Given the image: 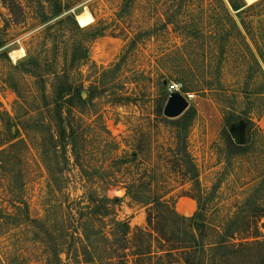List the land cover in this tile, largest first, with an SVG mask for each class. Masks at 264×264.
Returning <instances> with one entry per match:
<instances>
[{"label":"rangeland","instance_id":"1","mask_svg":"<svg viewBox=\"0 0 264 264\" xmlns=\"http://www.w3.org/2000/svg\"><path fill=\"white\" fill-rule=\"evenodd\" d=\"M163 79L192 95L183 141ZM0 158V264H77L95 232L97 264H180L193 227L170 208L206 250L262 240L264 0H0ZM103 196L120 202L88 215Z\"/></svg>","mask_w":264,"mask_h":264},{"label":"trees","instance_id":"2","mask_svg":"<svg viewBox=\"0 0 264 264\" xmlns=\"http://www.w3.org/2000/svg\"><path fill=\"white\" fill-rule=\"evenodd\" d=\"M238 10V9H236ZM65 10V8L57 6L55 10L53 11L54 16H59L62 14ZM65 21H72L74 23V26L77 29H80L75 20L73 15H68L64 19ZM81 53L78 54L77 58L80 62H86L88 61V49L86 45H82L80 47ZM167 80L163 79L161 82V89H162V98L160 100L159 104V114L161 115V111L168 99L169 92L166 90L167 87ZM59 91L57 94V100H63L61 94L62 92L67 90L66 85L64 82L60 81L59 83ZM195 116V110L194 108L190 107L184 111L182 115H180L176 119H167L162 118L163 121L167 124H170L173 126V128L177 131V136L182 138V141L186 139V134L188 131V128L190 126V123L192 122L193 118ZM58 135L59 142H62L64 139V134L61 132ZM227 139L229 141L228 135ZM229 144L233 147L234 150H239L242 148V146H236L233 145L231 141H229ZM13 145H11L12 147ZM14 147V146H13ZM134 156V155H133ZM130 160H120L121 164H126ZM8 164V159L5 160L3 158H0V168H4V166ZM120 202L119 198H108L106 196H103L101 198H94L90 201V205L87 207V214L90 216H98V215H107L109 214V206L117 205ZM157 207L161 208H169L168 203L166 202H157ZM170 211L175 219H177L178 222L182 224H190V226L193 227V231L190 233L189 239L191 240L190 244L188 246L183 247L181 251L180 256V264H226L229 262H236L237 260H240V258L246 257L249 252L256 251V255L253 256V261L249 264H264V238L262 240L255 239L250 242H245L244 244H240L239 246H234L233 244H230V242L227 241L228 237H232L234 234L233 232H230L227 237H223L222 240L217 243L215 246L209 248V250H206L204 245L202 244L200 238L202 236V231L204 229V221L199 216V218L193 219V218H186L176 213V211L173 208H170ZM149 216L147 217V222H149ZM196 220L200 221V224L196 223ZM35 222V220H32ZM127 228V225L122 224ZM247 228L250 227V224H246ZM256 238V237H255ZM105 239V238H102ZM81 243V258L77 264H97L93 257V250L94 245L97 240V233H93L91 236L84 234L82 238ZM95 253V251H94ZM95 255V254H94ZM99 264L102 263L101 260H98Z\"/></svg>","mask_w":264,"mask_h":264},{"label":"water","instance_id":"3","mask_svg":"<svg viewBox=\"0 0 264 264\" xmlns=\"http://www.w3.org/2000/svg\"><path fill=\"white\" fill-rule=\"evenodd\" d=\"M75 21L76 17H75ZM189 104L187 99L179 92H172L164 105L162 114L167 119H176L188 109ZM228 133L236 146L245 145V125L243 123L233 124L229 127ZM200 224L199 220H196Z\"/></svg>","mask_w":264,"mask_h":264},{"label":"built area","instance_id":"4","mask_svg":"<svg viewBox=\"0 0 264 264\" xmlns=\"http://www.w3.org/2000/svg\"><path fill=\"white\" fill-rule=\"evenodd\" d=\"M181 89H182V85H181V84L173 83V84L167 86V91H168L169 93H172V92H180ZM183 96H184L187 100H188V99H191V97H192V95H189V94H184Z\"/></svg>","mask_w":264,"mask_h":264},{"label":"bare ground","instance_id":"5","mask_svg":"<svg viewBox=\"0 0 264 264\" xmlns=\"http://www.w3.org/2000/svg\"><path fill=\"white\" fill-rule=\"evenodd\" d=\"M246 1V3L249 5V4H252V3H254V2H256V1H258V0H245ZM83 15V14H82ZM83 17V16H82ZM81 18V17H80ZM83 18H85V17H83ZM78 20V19H77ZM84 20H86V19H79V21L80 22H83ZM79 25V24H78ZM11 58H12V60L13 61H15L16 59H18L19 57L14 53V52H12L11 54Z\"/></svg>","mask_w":264,"mask_h":264}]
</instances>
